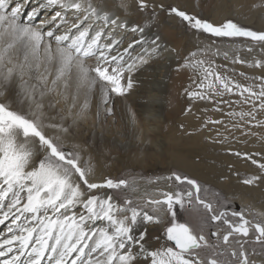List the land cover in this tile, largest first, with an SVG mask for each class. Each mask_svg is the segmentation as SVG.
<instances>
[{
	"label": "snow or ice",
	"instance_id": "obj_1",
	"mask_svg": "<svg viewBox=\"0 0 264 264\" xmlns=\"http://www.w3.org/2000/svg\"><path fill=\"white\" fill-rule=\"evenodd\" d=\"M136 2L140 10L149 7L146 0ZM129 6L127 0L118 5L125 13ZM25 7V0H0V97L6 85L19 80L22 105L13 107L0 99V225L11 221L7 228L11 235L0 241L4 249L0 257L15 252L0 264H264V219H249L244 210H231L229 215L220 193H213L216 200L210 201L201 195L207 187L176 172L156 178L172 181L175 191L158 190L152 195L159 198L149 196L143 204L134 203L128 191H136L137 186L124 179L97 182L91 162L82 163L80 152L66 147L67 117L53 122L56 118L45 111L43 101L50 97L48 109L63 102L75 122L96 90L105 105L112 94L126 96L134 87L132 74L158 54L160 37L151 41L145 55L132 56L134 45L144 42L134 41L121 49L117 29H127L128 24L108 10L106 0H39L26 13ZM168 11L197 32L242 37L264 46V31L232 20L214 25L177 7ZM131 31L143 33L144 28L136 25ZM233 62L246 63L238 58ZM213 63L186 60L184 67L200 76L193 80L199 90L185 89L188 98L212 100L238 90L244 103L252 104V111L239 113L240 118L248 116L255 126H264V120H256L257 111H264V77L255 78L261 81L256 91L255 85L245 86L222 75ZM249 66L264 68V61ZM81 96L85 102L74 113ZM234 155L258 164L247 153ZM258 167L264 173V163ZM262 178L253 175L243 183L255 185ZM193 201L197 213L202 208L214 225L225 226L222 238L213 231L215 242H210L203 218L198 226L177 219V208L191 209ZM214 203L219 210H214ZM149 207L153 214L146 210ZM164 213L170 217L164 229L166 242L152 248L146 225L164 223Z\"/></svg>",
	"mask_w": 264,
	"mask_h": 264
},
{
	"label": "bare ground",
	"instance_id": "obj_2",
	"mask_svg": "<svg viewBox=\"0 0 264 264\" xmlns=\"http://www.w3.org/2000/svg\"><path fill=\"white\" fill-rule=\"evenodd\" d=\"M38 2L39 0L30 2L25 0V13L31 11ZM106 2L108 10L122 20H126L128 24L127 29H117L123 40L121 49L134 41H143L144 43H136L134 50L130 51L132 56L145 55L144 50L152 47L151 41L157 36L160 37L158 43L161 47L158 54L152 55L146 65L132 74L134 87L126 96L120 97L112 94L109 103L105 105L101 102L99 90H96L91 94V98L90 96L87 98L92 99L94 103L91 104L90 101L91 105L88 103V108L75 119V122L73 116L68 115L65 103L62 102L56 109L50 110L47 107L50 97L44 99L45 111L56 118L53 122H59L61 116L67 117L65 126L69 127V134L66 147L79 151L83 157L82 163L91 162L95 168L93 178L97 182L118 176L122 168L115 162L118 163L120 159L135 154L137 151H151L158 144L164 145L167 149L192 148L198 156L199 163L176 154L174 160L177 158L178 164L182 165L181 167H184L186 171L219 189L239 210H244L247 218L250 219L254 214H264V178L255 185L243 183L244 176L247 178L253 175L264 177V173L258 167L259 163H264V126H255L256 121L251 117L240 118L239 113L250 109V106H247L249 103L237 101V103L229 104L233 106L232 110L221 111L219 100H222V97L221 99L213 97L209 101H193L188 98L185 89L199 90L193 80L198 81L200 76L197 72L190 70L191 68L184 67L186 60L190 61V57L187 56L189 52L186 44L187 37L177 28L178 17L168 11L171 5H175L181 10H191L197 17L214 25H221L225 19L231 18L245 26L250 25L253 29L264 31V0H146L149 7L144 10H140L136 0H127L130 5L127 13L118 7L120 0H106ZM160 5H163V8ZM51 11L48 10L49 13ZM44 18V14L39 17L41 20ZM38 22L39 20L36 21ZM136 25L143 27L144 32L133 33L131 28ZM224 46H226L225 52L228 53V60L229 58L233 61L237 59L235 48L243 51L237 46H218L217 44L210 49L223 53ZM254 54L260 58V61H264L262 47H258ZM232 63L237 66V63ZM20 85L21 82L14 79L10 85L5 86L7 89L5 95L0 98L12 103L13 107H21L19 103ZM149 98L153 100L149 101ZM84 102L85 97L81 96L73 112H78ZM68 103L70 104L71 101ZM23 106L27 107V101ZM109 108L112 109L111 114L107 112ZM151 108L152 111L161 115L156 116V119L148 117L150 120L145 121L143 114L151 111ZM189 108L191 111L186 112ZM229 113H236V115H229ZM256 120H264V111L257 112ZM210 121H220V123ZM152 125H156L157 131L149 134L156 129V127L151 128ZM71 132H91V140L88 144L81 143ZM90 144L95 148L96 154L92 152ZM237 152L249 154L258 164H253L243 155H234ZM162 177L167 176L160 178ZM156 178L140 176V178L131 180L130 184L134 183L137 190L128 192L137 200V203L143 204L149 196L159 198L152 195L158 190H176L172 181ZM149 181L152 182L149 183ZM146 210L153 214L151 207ZM255 217L264 219V215ZM168 218L167 213H164V223L146 225L147 235L155 233L154 230H162ZM10 224L11 221L7 222L4 230L0 231V241L11 235L7 231ZM12 227L15 228V225ZM148 243L152 247L150 241ZM13 255L15 252L9 253L7 257H0V260L8 259Z\"/></svg>",
	"mask_w": 264,
	"mask_h": 264
},
{
	"label": "rangeland",
	"instance_id": "obj_3",
	"mask_svg": "<svg viewBox=\"0 0 264 264\" xmlns=\"http://www.w3.org/2000/svg\"><path fill=\"white\" fill-rule=\"evenodd\" d=\"M30 1L31 0H27V2H30ZM171 7H175V5L174 6L171 5L170 8ZM189 9H191V8L189 7ZM186 12L187 13L190 12L189 13L190 15H194L191 10L190 11L186 10ZM179 20H180V18H178V21H177L178 22L177 28H179V30H181L183 32V34L187 37L186 38V44H187V47L189 49L187 56L190 57L191 62L195 63V61H197V60H204L206 62H214L213 66L215 67L216 71L220 72L222 75L230 77L232 80H234V81H236L242 85H245V86L255 85L257 87H255L254 90L259 91L258 85H260L261 81L258 79H255V78L256 77H264V68H258V67L249 66V65H254L256 60H260V58H257V56L254 53L258 47H262L264 49V46H262L260 44H256V43H254L250 40H247L245 38H242V37L241 38L214 37V36L207 34V33L197 32L194 29H190L186 22H182L181 20L180 21ZM227 20H232L233 22L239 24L242 27L249 28L252 30H256V29H253L250 25L245 26L244 24H241L238 21L231 19V18L225 19L222 22V24ZM256 31H259V30H256ZM247 43H250V44L247 45ZM207 44L210 46L206 47V46H208ZM214 44H215V46H216V44L218 46H220V45H222V46L223 45L237 46L239 49H242L244 52L239 51V50H237V48H235L234 49V50H236L235 51V57L238 58L239 60L244 59L246 61V63H240V64L237 63L238 67L235 66L232 63L233 59L229 58L230 61L228 60V55H227V58H225L224 53H226L225 52L226 46H224L222 48V50L224 52L219 53L217 51L215 52V51L210 49V48L214 47ZM250 47L252 48V51L248 50ZM236 52H237V54H236ZM238 52H240V53H238ZM191 53H196V56L195 57L191 56ZM241 53L243 54L242 56L240 55ZM190 70L197 72L193 68H191ZM241 73H244V75L241 76L240 75ZM197 74L199 75L198 72H197ZM246 96H247V93H245V97ZM90 98H91V95H90ZM218 98L221 99V97H218ZM91 100L92 99H90V100L88 99V102H90ZM150 100L152 101L153 99L149 98V101ZM205 100H208V99H205ZM237 101H240V103L244 102V97L241 98V96L238 93V90H234V93H232V94L226 93L222 97V100H219V102H220L219 107L220 108L222 107L220 110L221 111H224V109L225 110L226 109L232 110L233 106H231V105L229 106V104H232L235 102L237 103ZM223 102H224V104H223ZM93 103L94 102L91 101V104H93ZM158 103H160V102H158ZM205 103H208V102H205ZM257 103H259V101H257ZM91 104L89 103V105H91ZM247 106H250V109L247 112L252 111V104L250 102ZM148 110H150V109H148ZM148 112H149V114H148ZM257 112H259V110ZM160 115H161L160 113L158 114L156 111H154V110L152 111V108H151V111H146L145 114H143V117H145V121L146 120L148 121L150 119H156ZM148 117H151V118L149 119ZM146 118H148V119H146ZM158 120H159V118H158ZM158 125H161V123H158ZM152 126H154V127H152ZM152 126H151V128L156 127V125H152ZM155 131H157V127L152 132H149V134H153V132H155ZM71 133H74V132H71ZM91 135H92L91 132L90 133H88V132H86V133H74L75 138L77 140H80L81 143H85V144H88L90 142ZM90 148H91L92 152L94 154H96V151H94L95 148L91 147V144H90ZM70 150H72V149H70ZM175 154L178 156H181V157L185 156L189 160H191L195 163H199L198 162V156L192 148L180 147V148L167 149V148H165L164 145L158 144L157 146H155L154 150L146 151V152L145 151H141V152L137 151V152H135V154H130V156H127V157H124L123 159H120L121 161H118V163L115 162V164H118V166H120L122 168V170L118 174V176L110 177V178L113 179L114 181L124 179V180L129 181V183H130L131 180H133L134 178H140V176L142 178H150V177L156 178V177H161V176H169L173 172H176L182 176H188L189 178L195 179L202 186L207 187L208 192L206 194L201 193V195L210 201L215 202V200H216V197L213 195V193H216V192L220 193L221 204L223 205L224 208L229 210V215H230L231 210L239 211V208L233 202L229 201L226 198L225 194L222 193L219 189H217L215 186L207 183L206 181L200 179L197 175H193L189 171H186L184 167H181L182 165L178 164L177 158L174 160ZM190 165L192 166V162L190 163ZM200 167H201V165H200ZM243 179H247V177L244 176ZM174 186L176 188V185H174ZM113 194L116 195L117 197H119V195H120L119 192H114ZM128 195L133 197L132 195L129 194V192H128ZM133 199H134V203H137V200L134 197H133ZM193 204H194V206L191 209L184 210V209L177 208V219L181 222L186 221V222L192 224L193 226H198L201 218H203L204 223H205L204 234L208 237L210 242H215V238L211 236V233L213 231H219L221 234V238H222V236L224 234L225 226L214 225L208 219V214L206 212H204L202 208H201L200 212L197 213L194 201H193ZM219 208H220V205H217L214 203V210H219ZM253 218H256V217H254V215H252L250 219H253ZM169 220H170V217L168 218L167 224H168ZM9 221H6L5 224ZM5 224L0 227V231L4 230V228L6 226ZM167 224H165V226ZM148 225L149 224H147V226ZM165 226L162 230H158V231L154 230L155 233H151V234L147 235L146 239L148 241H150V243L152 244V248H159L161 245L165 244V242H166L165 237H164Z\"/></svg>",
	"mask_w": 264,
	"mask_h": 264
}]
</instances>
